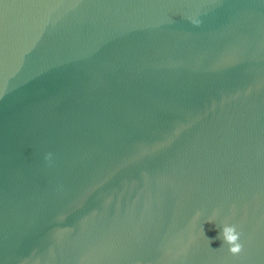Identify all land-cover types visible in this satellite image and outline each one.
<instances>
[{
  "label": "water",
  "instance_id": "95a60500",
  "mask_svg": "<svg viewBox=\"0 0 264 264\" xmlns=\"http://www.w3.org/2000/svg\"><path fill=\"white\" fill-rule=\"evenodd\" d=\"M0 264H264V0H0Z\"/></svg>",
  "mask_w": 264,
  "mask_h": 264
},
{
  "label": "clouds",
  "instance_id": "9594fccd",
  "mask_svg": "<svg viewBox=\"0 0 264 264\" xmlns=\"http://www.w3.org/2000/svg\"><path fill=\"white\" fill-rule=\"evenodd\" d=\"M241 233L237 231L235 225L225 224L221 231L218 234V239L222 240V246L227 245L228 251L233 254L237 255L242 251V244L240 241Z\"/></svg>",
  "mask_w": 264,
  "mask_h": 264
}]
</instances>
